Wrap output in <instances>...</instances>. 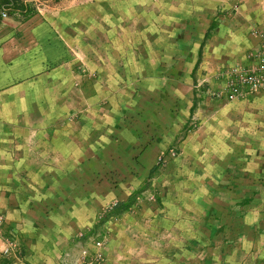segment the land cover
<instances>
[{
    "label": "rangeland",
    "instance_id": "1",
    "mask_svg": "<svg viewBox=\"0 0 264 264\" xmlns=\"http://www.w3.org/2000/svg\"><path fill=\"white\" fill-rule=\"evenodd\" d=\"M186 2L202 1L179 6ZM222 2L209 4L216 19ZM239 4L226 0L221 13ZM28 11L40 12L37 5ZM208 29H145V44L135 47L139 60L127 63L126 75H136L112 78V91L98 72L71 64L88 82L66 78L65 110L51 111L96 125L101 155L83 157L62 182L77 184L83 197L94 191L88 184H97L99 199L115 188L118 197H132L123 219L113 218L123 228L114 242L104 219L121 199L98 204L97 224L81 236L93 252L83 248L77 264L84 251L91 261L84 264L105 261L110 241L114 250L120 245L115 264H264V28L249 29L256 39L249 46L237 43L229 25ZM112 95L123 108L105 139L100 125ZM5 224L0 214L2 253L20 257L19 240Z\"/></svg>",
    "mask_w": 264,
    "mask_h": 264
},
{
    "label": "crops",
    "instance_id": "2",
    "mask_svg": "<svg viewBox=\"0 0 264 264\" xmlns=\"http://www.w3.org/2000/svg\"><path fill=\"white\" fill-rule=\"evenodd\" d=\"M201 1L179 6V0H0L13 3L10 17L0 21V214L22 254L3 255L6 243L0 230V264H77L83 248L93 252L89 239L81 236H89L97 224L98 204L116 196L120 202L127 199L118 197L116 188L99 199L97 184H88L94 191L83 197L77 184L62 182L63 174L76 171L83 157L101 155L96 125L74 124L61 111H51L65 110L66 92L71 91L66 78L83 82L84 77L72 71L73 62L98 72L112 91V78L136 75V69L126 75L127 63L139 60L147 28L201 26L207 31L224 24L240 39L238 44L256 43L249 29L264 28V0H239V7L226 14L221 13L226 8L223 0L218 19L209 8L211 0ZM33 5L40 12L28 11ZM170 39L177 44L173 36ZM95 82L99 92L101 85ZM123 101L112 95L106 103L100 125L105 139L121 115ZM124 213L104 219L112 242L123 231L113 218L123 219ZM112 242L100 264L119 260L113 253L120 245L114 250Z\"/></svg>",
    "mask_w": 264,
    "mask_h": 264
},
{
    "label": "built area",
    "instance_id": "3",
    "mask_svg": "<svg viewBox=\"0 0 264 264\" xmlns=\"http://www.w3.org/2000/svg\"><path fill=\"white\" fill-rule=\"evenodd\" d=\"M13 3L12 2H7L5 4H0V21H5L10 17V10L12 7ZM85 251L82 253V259L79 264H84V263H91V261H87L85 259ZM101 258V254L97 253L95 256V260L97 261L98 259ZM84 259V260H83Z\"/></svg>",
    "mask_w": 264,
    "mask_h": 264
},
{
    "label": "trees",
    "instance_id": "4",
    "mask_svg": "<svg viewBox=\"0 0 264 264\" xmlns=\"http://www.w3.org/2000/svg\"><path fill=\"white\" fill-rule=\"evenodd\" d=\"M132 204V197L127 199L126 201H123V202H118L114 208L112 209V211H110L108 213V215H115V214H120L121 212L123 211H126L130 208Z\"/></svg>",
    "mask_w": 264,
    "mask_h": 264
}]
</instances>
